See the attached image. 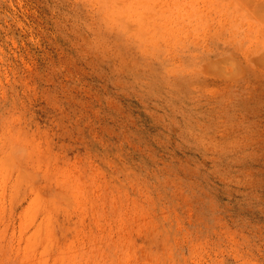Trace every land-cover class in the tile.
I'll return each instance as SVG.
<instances>
[{
	"label": "rangeland",
	"instance_id": "obj_1",
	"mask_svg": "<svg viewBox=\"0 0 264 264\" xmlns=\"http://www.w3.org/2000/svg\"><path fill=\"white\" fill-rule=\"evenodd\" d=\"M0 264H264V0H0Z\"/></svg>",
	"mask_w": 264,
	"mask_h": 264
}]
</instances>
